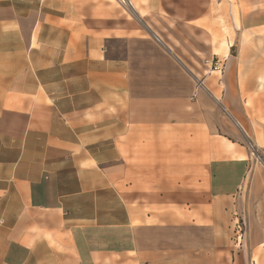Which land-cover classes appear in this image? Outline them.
Wrapping results in <instances>:
<instances>
[{
    "label": "crops",
    "instance_id": "1",
    "mask_svg": "<svg viewBox=\"0 0 264 264\" xmlns=\"http://www.w3.org/2000/svg\"><path fill=\"white\" fill-rule=\"evenodd\" d=\"M132 7L0 0V264H264V0Z\"/></svg>",
    "mask_w": 264,
    "mask_h": 264
},
{
    "label": "rangeland",
    "instance_id": "2",
    "mask_svg": "<svg viewBox=\"0 0 264 264\" xmlns=\"http://www.w3.org/2000/svg\"><path fill=\"white\" fill-rule=\"evenodd\" d=\"M126 8L129 9L131 12H133V7H136L138 9L139 6H146L148 3V0H124V3L119 2V0H115V2ZM147 138H139L136 140L135 144V152L136 154H141L142 151H150V149H153L154 147H149L147 143L145 142ZM252 157L256 156L257 154L255 152H252ZM137 174V173H136ZM146 213L153 215V218L161 221H169V220H180L184 219L183 212H176V211H147Z\"/></svg>",
    "mask_w": 264,
    "mask_h": 264
},
{
    "label": "built area",
    "instance_id": "3",
    "mask_svg": "<svg viewBox=\"0 0 264 264\" xmlns=\"http://www.w3.org/2000/svg\"><path fill=\"white\" fill-rule=\"evenodd\" d=\"M119 2L124 3V0H119ZM205 63L208 64L210 72L222 73L225 68V63L223 59L218 57L210 58L205 60ZM243 224L241 222L236 223V231L239 235L242 232Z\"/></svg>",
    "mask_w": 264,
    "mask_h": 264
}]
</instances>
